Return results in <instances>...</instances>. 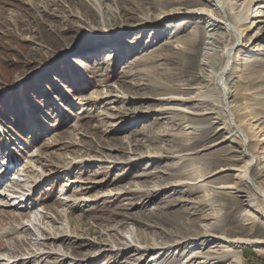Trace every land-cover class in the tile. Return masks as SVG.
<instances>
[{
  "label": "rangeland",
  "instance_id": "1",
  "mask_svg": "<svg viewBox=\"0 0 264 264\" xmlns=\"http://www.w3.org/2000/svg\"><path fill=\"white\" fill-rule=\"evenodd\" d=\"M229 1L238 12L245 0ZM259 4L255 15L264 12ZM198 8L215 9L208 0H0V171L9 167L13 176L35 154L51 176L32 190L26 210L0 201V231L22 229L0 238L9 263L185 264L218 240L176 243L216 224L227 255L218 264H264V198L253 190L264 192V19L248 18L225 75L258 158L248 175L253 187L239 178L247 158L227 115H186L200 112L157 100L186 99L207 85L197 67L213 21L191 13ZM147 18L161 23L145 26ZM222 28L220 51L235 43ZM207 93L217 100L219 89ZM256 124L262 131L251 130ZM68 198L79 202L67 207ZM32 207L38 220L50 217L41 231L54 228L61 239L35 233ZM204 212L217 220H201ZM155 244L165 247L144 248Z\"/></svg>",
  "mask_w": 264,
  "mask_h": 264
},
{
  "label": "bare ground",
  "instance_id": "2",
  "mask_svg": "<svg viewBox=\"0 0 264 264\" xmlns=\"http://www.w3.org/2000/svg\"><path fill=\"white\" fill-rule=\"evenodd\" d=\"M208 2L212 3L213 7L215 8L214 11H207V10L201 9V8L194 9L193 11H191V13L204 15L213 21V24L209 27L210 29H208V31H207L208 33L205 36L206 41L204 42V48H203V51L201 53V60L198 63V67H197V71H198L197 79H202L204 82L207 83V85L203 86V87L201 86L197 89H192L195 92L194 95L191 97H188L186 99H182V98L176 99V97H174V98L170 97V98H159L157 100L167 101V102H181V104H183V105L190 104V105H194L195 109H199L200 113H198V112L190 113L187 111H183L182 113H184L186 115H191V116H196V117H208L207 115H211L212 113H214L213 110H215V111L219 110L220 115L223 113L225 115H227V121H224V125L226 127H228L229 129H232L233 131H235L236 134L239 136V137L238 136L237 137L240 138L242 141V150L243 151L241 153L247 158V162H246V165L244 167V170L241 171L242 176L240 175V177L239 176L238 177L241 179L242 178L245 179V181L247 182V185L253 187L254 185H253L252 181L249 182V176L248 175H249L251 168L257 164L258 158H256L255 155L252 153L251 148L249 146L250 142H251L250 141L251 138L249 139V136L247 135L246 131L243 129V124L245 123V116H243V118H239V122H238L237 121V115H235V112L233 110V108H235V107L231 106V104L229 103L231 96H230V91L228 89L227 82L225 80V75L231 71V68H232L231 65H233V53H234V50L236 48V45L239 44L240 40L245 37V31L248 28V27H245V24L247 23L248 18H250L252 16L256 20L260 19V18L264 19V12H260L261 13L260 15L253 14V7L259 2L260 3L264 2V0H245L240 5V8L242 7V9L238 12H236L235 9L233 8L235 3L232 4V3H230L231 1H229V0H208ZM228 7H231L232 9L227 10ZM258 7H259V9H264V7L261 4H259ZM169 16H170V14H164V16L162 17V20H165ZM230 16H232V17H230ZM146 20H147V22L144 23L145 26H149V25L150 26H153V25L157 26V24L161 23V20H158L157 22H154V21L151 22V20H149V18H147ZM257 23H261V21H257ZM220 28L225 30V35L228 36L227 38L231 37L235 40V43L233 45L223 46L222 51L218 50L217 46L215 45L217 42L216 36L218 35V33H219L218 31L220 30ZM257 36L258 35H254V38H256ZM249 42L250 41H248V43H246V45H244V49L253 46L255 43L254 40L252 41V43L251 42L249 43ZM195 44H197V42ZM193 55H195V54H193ZM212 85H215L219 89V95L217 96V100H215L213 98V95L207 93L208 89ZM94 94H96V97L98 100H104V98L107 97V95L103 92H100V93L95 92ZM109 97H117L118 98V96H110V95H109ZM136 101H138V100H136ZM217 103H219V104H217ZM205 105H207V106L205 107ZM208 106H211L214 108L213 109H207ZM177 111L179 112L181 110H177ZM208 111H210V112H208ZM197 119L203 120L202 118H197ZM215 119H220V118L218 117ZM216 123L217 122H214L212 125H214ZM256 126H257V124L255 126H251V130L255 129V131L256 130L260 131L261 126H258V128H256ZM256 134H257L256 136H258L260 134V132H258ZM260 138H262V136ZM202 139H204V138H202ZM41 164H42V160H41V157L39 155H35V154L30 155L29 160L25 163V167L20 168L19 171L14 174V176H17V178H18V182H16V183H11V181H9V180H6L8 182L4 181L6 179L8 173L10 172L9 167L5 171H3V170L0 171V201L1 202H3V200L6 201V202L4 201V203L7 205V209L18 210V211H21L23 207H26L28 209V207L31 205L30 197H31L32 190L35 189L36 187L42 185L43 181H45L51 177L50 175L44 173L45 168L46 169L48 168L45 165V163L43 164L42 169H41ZM67 171H69V170H67ZM226 171L227 170H222L221 172H226ZM212 177H214V175ZM181 185H184V184H181ZM68 186H70V185H68ZM68 186H66V187H68ZM255 186L256 187H254V188H256V189H253V188L252 189L264 198V192L260 190L259 186H257V185H255ZM237 188L242 189L240 187H237ZM220 189H222V188H220ZM227 189L236 190V188L234 186L229 187ZM60 200H61V198H60ZM77 202H79L77 199L68 198V200L66 201V203H64V205H66L67 207H71V206L73 207V205ZM263 203H264V200H263ZM33 213L36 217L35 222H37V223H33L32 226L34 227L35 233L37 235H42L43 234V233H41L42 231L46 233L45 235L48 234V237L50 236V238H45L44 239L45 241H48V239H55L56 238L57 240H59L62 238V237H59V233L54 231V228L48 227V228H45L46 230L43 229L41 231V222L43 224V222L45 220L50 218L49 216H48L49 218L47 217L48 212L41 215L39 220L36 216L37 211L35 210V208H34ZM60 213H62V216L64 218L68 217V215H67L68 211L66 210V208L65 209L63 208L60 211ZM202 219H204V221H207V220H215L216 221L217 220L212 213L208 214L207 212H204L203 214H201V220ZM47 222H48V220H47ZM69 225H70V223H69ZM18 227H10V228H6L4 230L2 229L3 231L2 230L0 231V238H2L3 236L12 235L13 233H19V232L21 233L22 229H20ZM62 227L66 230V232L70 233V230L68 231V227H66V226H62ZM219 229L221 230V228L216 224H210V225H206L204 227L202 226V230L200 231V233L193 232L194 234H192V231H191V233L189 232V234L187 236L181 238V242H177V243L174 242V243H176V246H179L180 248L183 249V248H186L188 246L195 247V246L200 245V244L206 245L209 240H213V239L218 240L217 242H215L212 245L213 247L210 246V248L208 250L204 249L202 251L201 250L202 248L197 249L195 251L196 253L193 252L191 254V256L189 257V259L187 260V262L185 261V264H218V263H222L223 261L227 260V255L226 256L223 255V254H225V251H222L223 246L220 245L222 243V241H221L222 239L219 236L214 235L218 232L217 230H219ZM61 233H63V232H61ZM39 242H37V243H39ZM232 242L237 243V244H242V245H246V244L262 245L261 244L262 242H259V241H253V242L247 241V242H245L242 240H236V241H230L229 240L228 244H230ZM147 247H152V250L150 248H148L151 251H155V250L157 251V249L161 250V248L165 247V245L161 244V246H159L158 244H155L153 246H144V248H147ZM217 248H219V249L215 250ZM139 249H143V248L139 247ZM8 256L6 254H0V264H25V262H24L25 259H19V260H16L14 262L12 261L11 263H9V261H11V258ZM38 256H36L37 259L39 258ZM156 256H158V255H156ZM173 263H178V261L175 260V261H173Z\"/></svg>",
  "mask_w": 264,
  "mask_h": 264
}]
</instances>
